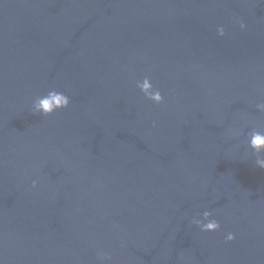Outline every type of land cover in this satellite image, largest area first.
<instances>
[{"label":"water","instance_id":"water-1","mask_svg":"<svg viewBox=\"0 0 264 264\" xmlns=\"http://www.w3.org/2000/svg\"><path fill=\"white\" fill-rule=\"evenodd\" d=\"M50 90L68 108L33 114ZM259 103L264 0H0V135L175 264H264Z\"/></svg>","mask_w":264,"mask_h":264},{"label":"clouds","instance_id":"clouds-1","mask_svg":"<svg viewBox=\"0 0 264 264\" xmlns=\"http://www.w3.org/2000/svg\"><path fill=\"white\" fill-rule=\"evenodd\" d=\"M239 27L244 29L246 25L239 21ZM217 34L221 37L225 35V30L223 26L217 28ZM136 87L141 91V93L150 101L155 104L163 103L164 97L161 94V91L157 88H154L151 79L145 76L142 80L136 81ZM70 104V98L63 92L56 90H50L44 96L37 97L32 103V112L33 114H40L42 116H50L54 112L60 109L68 108ZM256 108L260 112H264V103H259L256 105ZM234 135H240V131L236 130ZM248 147L256 154L258 158L256 159V166L260 169H264V158H260L259 154L264 153V131L252 130L248 133L246 140ZM37 186V181L32 182V187ZM213 213L211 211H204L202 218H193L191 223L198 227L203 232H216L220 229L221 225L219 221L212 218ZM236 236L234 233L229 232L225 240L227 242L235 240ZM98 259L101 261L110 259L106 253H99Z\"/></svg>","mask_w":264,"mask_h":264}]
</instances>
